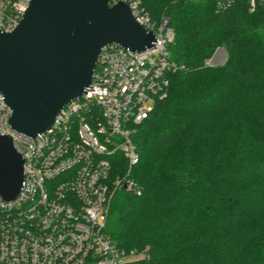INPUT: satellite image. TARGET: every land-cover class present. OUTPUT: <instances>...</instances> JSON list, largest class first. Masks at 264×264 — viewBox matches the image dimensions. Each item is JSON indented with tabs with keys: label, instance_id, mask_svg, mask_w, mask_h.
I'll return each instance as SVG.
<instances>
[{
	"label": "trees",
	"instance_id": "16d2710c",
	"mask_svg": "<svg viewBox=\"0 0 264 264\" xmlns=\"http://www.w3.org/2000/svg\"><path fill=\"white\" fill-rule=\"evenodd\" d=\"M142 3L154 20L169 18L178 68L135 136L142 193L117 191L105 230L149 248V259L126 264H264V8ZM218 47L225 62L208 64Z\"/></svg>",
	"mask_w": 264,
	"mask_h": 264
},
{
	"label": "built area",
	"instance_id": "2783aa9c",
	"mask_svg": "<svg viewBox=\"0 0 264 264\" xmlns=\"http://www.w3.org/2000/svg\"><path fill=\"white\" fill-rule=\"evenodd\" d=\"M129 4L136 20L155 36L153 46L135 51L104 45L91 86L35 137L16 131L0 91V134L9 135L24 159L23 181L14 199L0 193V264H126L149 259L148 247H125L106 232L117 191L142 189L132 175L140 160L135 136L178 68L169 45V18H152L142 0ZM219 9L234 0H214ZM31 0H0V30L13 31ZM250 10L264 0H249Z\"/></svg>",
	"mask_w": 264,
	"mask_h": 264
},
{
	"label": "water",
	"instance_id": "95a60500",
	"mask_svg": "<svg viewBox=\"0 0 264 264\" xmlns=\"http://www.w3.org/2000/svg\"><path fill=\"white\" fill-rule=\"evenodd\" d=\"M110 0H31L11 32L0 30V91L13 113L11 126L35 137L91 86L101 48L111 42L135 51L153 46L154 33L129 4ZM24 159L0 134V193L14 199Z\"/></svg>",
	"mask_w": 264,
	"mask_h": 264
},
{
	"label": "rangeland",
	"instance_id": "374dc122",
	"mask_svg": "<svg viewBox=\"0 0 264 264\" xmlns=\"http://www.w3.org/2000/svg\"><path fill=\"white\" fill-rule=\"evenodd\" d=\"M226 49L223 48V47H218L216 49V52L214 54V56L208 60V64H211V65H219V64H222L223 62L222 61H219V56L222 55V57H226ZM223 58V59H224Z\"/></svg>",
	"mask_w": 264,
	"mask_h": 264
},
{
	"label": "crops",
	"instance_id": "0c3cea01",
	"mask_svg": "<svg viewBox=\"0 0 264 264\" xmlns=\"http://www.w3.org/2000/svg\"><path fill=\"white\" fill-rule=\"evenodd\" d=\"M224 57H222V55L219 56V61H222L223 63L225 62L226 58H227V53H226V57L223 59Z\"/></svg>",
	"mask_w": 264,
	"mask_h": 264
}]
</instances>
